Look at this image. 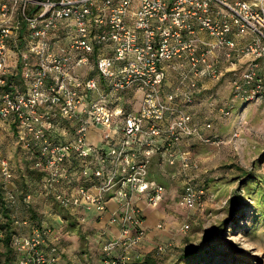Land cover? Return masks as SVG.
Returning a JSON list of instances; mask_svg holds the SVG:
<instances>
[{
  "label": "built area",
  "instance_id": "1",
  "mask_svg": "<svg viewBox=\"0 0 264 264\" xmlns=\"http://www.w3.org/2000/svg\"><path fill=\"white\" fill-rule=\"evenodd\" d=\"M83 66L98 79L91 72L76 76ZM225 76L230 97L222 114L264 106V0H0V120L12 117L20 141L37 145L50 185L71 153L99 159L100 166L82 170L98 184L58 195L63 208L101 215L108 192L121 189L111 197L118 208L108 224L116 236L101 245V264H131L130 251L144 237L132 197L146 193L152 207L163 193L147 180L155 141L172 157L173 146L196 135L182 107L193 102L200 82ZM16 77L23 86H8ZM168 77L175 84L165 90ZM133 91L143 93L141 107L125 112L120 96ZM51 117L74 123L72 142H51ZM90 130L100 131V151L86 143ZM108 163L115 170L105 171ZM0 170L9 177L1 159ZM196 199L187 185L179 203L190 209ZM50 237V230L34 229L16 238L13 264H60Z\"/></svg>",
  "mask_w": 264,
  "mask_h": 264
},
{
  "label": "rangeland",
  "instance_id": "2",
  "mask_svg": "<svg viewBox=\"0 0 264 264\" xmlns=\"http://www.w3.org/2000/svg\"><path fill=\"white\" fill-rule=\"evenodd\" d=\"M90 72L95 73L91 66L74 69L79 77ZM228 81L226 76L220 81L205 80L193 102L182 107L192 115L196 135L173 146L172 157L164 148L148 159L147 180L163 188L162 200L150 207L146 193L132 197V203L144 208V237L130 251L131 264H264V106L250 103L222 114L220 109L230 97ZM174 84L168 77L165 90ZM142 98L141 91L124 93L119 106L136 113ZM51 120L55 125L51 142L74 140L72 121ZM207 124L209 128H205ZM13 125L12 117L0 120V159L9 173L6 177L0 170V197L10 215L14 240L45 227L63 256L60 264H99L101 245L106 237L116 236L108 224L118 208L113 206L114 199L107 201V217L104 212L99 221L91 219L93 210L66 211L57 201L58 195H70L87 183L84 179L90 177L82 176V170L99 165V159L71 153L59 167L61 178L56 184L50 185L47 177L37 180L34 170L47 172L39 149L34 143L20 141ZM94 132H87V145H102L101 134ZM108 164L103 166L105 171L115 170ZM91 184L96 186L98 181ZM187 185L197 193L190 209L179 203ZM117 188L108 195L118 198L121 189L115 193ZM4 223L0 206V227ZM8 250L0 228V264L12 260Z\"/></svg>",
  "mask_w": 264,
  "mask_h": 264
},
{
  "label": "trees",
  "instance_id": "3",
  "mask_svg": "<svg viewBox=\"0 0 264 264\" xmlns=\"http://www.w3.org/2000/svg\"><path fill=\"white\" fill-rule=\"evenodd\" d=\"M91 77H95V73H91ZM166 82H167V80H166ZM204 83V81H202V82H200L199 84H198V92H199V90L201 89V87H202V84ZM8 86H12V87H19V86H23V82L18 78V77H16V78H9L8 79ZM197 92V93H198ZM196 93V94H197ZM194 96H195V94H194ZM247 106V105H246ZM245 106V107H246ZM240 107H243V105H241ZM14 126V130H15V132H17V124H15V125H13ZM63 143H64V141H63ZM97 151H100L101 149H102V145H99V143H97V145H94L93 146ZM154 148H155V152H160V153H162V151L164 150V145H163V143L160 141V140H156L155 141V144H154ZM166 152V151H165ZM88 159H91V157H88ZM84 162H82V164H83ZM38 170V169H37ZM35 171L34 170V172L37 174V180L39 179L40 180V178L41 179H44L45 180V178L47 177V173H45L44 171ZM244 175L243 176H246V173H243ZM90 178H88V179H84L85 180V182H87V183H83L82 184V186H84V187H86V188H92L93 186L92 185H95V184H91V183H93L94 182V178H93V176H89ZM93 179V181H92V179ZM47 179V178H46ZM49 188V187H48ZM0 206H1V213H2V215H3V218L5 219V223L3 224V225H1V230H2V243H3V245L7 248V249H9L8 251L9 252H11L12 253V260H8V262L7 263H5V264H13V262H14V260H15V257H14V253H15V251H14V248H13V242H14V238H13V232L11 231V227H10V215H9V213H8V211L6 210V208L4 207V204H3V202H2V200H1V197H0ZM66 211H70L69 209H65ZM91 213H93L92 215H90V217L92 216L93 218H96L95 220L96 221H99V216H100V214L99 213H97V212H94V211H91ZM90 213V214H91ZM92 217H91V219H92ZM38 226V225H37ZM39 230H40V227H37ZM41 229H43V230H49L48 228H45V227H43V228H41ZM60 257H61V259H62V255H60ZM101 260H102V254H101V252H100V255H99V264H101Z\"/></svg>",
  "mask_w": 264,
  "mask_h": 264
},
{
  "label": "crops",
  "instance_id": "4",
  "mask_svg": "<svg viewBox=\"0 0 264 264\" xmlns=\"http://www.w3.org/2000/svg\"><path fill=\"white\" fill-rule=\"evenodd\" d=\"M94 133H96V134H100V131H97V132H94ZM112 195H113L112 193L109 194L108 196H106V199H108V200L111 199ZM112 199H113V198H112ZM161 200H162V198L160 199V201H161ZM160 201H159V202H160ZM115 205H116V203H115V201H114L113 206H115ZM138 207H140V205H138ZM141 208H142V209H141ZM140 209H141L142 216H143L144 208H143V207H140ZM107 210H108V209L106 208V211H107ZM106 211H105V213H106L105 216L107 217V212H108V211H107V212H106ZM143 224H144V221H143ZM112 231H113V228H112ZM114 232H115V230H114ZM130 253H131V252H130ZM130 259H132V258H131V255H130Z\"/></svg>",
  "mask_w": 264,
  "mask_h": 264
}]
</instances>
